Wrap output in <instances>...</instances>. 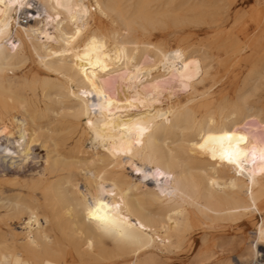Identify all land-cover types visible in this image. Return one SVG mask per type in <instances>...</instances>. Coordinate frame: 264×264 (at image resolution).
<instances>
[{"label":"bare ground","instance_id":"obj_1","mask_svg":"<svg viewBox=\"0 0 264 264\" xmlns=\"http://www.w3.org/2000/svg\"><path fill=\"white\" fill-rule=\"evenodd\" d=\"M5 160L0 264H254L264 0H0Z\"/></svg>","mask_w":264,"mask_h":264},{"label":"rangeland","instance_id":"obj_2","mask_svg":"<svg viewBox=\"0 0 264 264\" xmlns=\"http://www.w3.org/2000/svg\"><path fill=\"white\" fill-rule=\"evenodd\" d=\"M38 10L41 11V8L39 7ZM191 30H195V29L191 28ZM172 46H175L174 42L172 43ZM33 152H34V154L32 155V157H33L32 161H29L28 165L25 166V167H27V168H25L27 172L24 171L25 173L24 172L20 173L22 171V167L21 168H16L15 170L13 169L15 171V172H13L12 169H10L9 160H5L3 162V166L0 168V176H2L3 174H6V175H8L10 177L11 175H14V174L16 175V174H19V173H20V175H22V176H24L26 178H30L32 176H36L37 173L42 171V169L44 167V161L46 159V154H45V151L42 148H40V147L33 148ZM27 176H29V177H27ZM227 230L230 233L233 232L232 228H228ZM252 230L253 229L250 228V229L247 230V232H250ZM196 242H197V244H196V248L195 249H190L189 247H187L184 250H182L181 252H178V253H175V254H173V255H171L169 257L163 258V261L166 262V264H191L192 261L194 260V257H195V255H196V253L198 251L199 244H200V242L198 240ZM228 254H229L228 256H230V259L233 262V264H238L235 253H228ZM216 261H218V260L215 259V261L213 260L212 262L215 263ZM121 263H122V261H117L114 264H121ZM205 264H209V263H205Z\"/></svg>","mask_w":264,"mask_h":264},{"label":"built area","instance_id":"obj_3","mask_svg":"<svg viewBox=\"0 0 264 264\" xmlns=\"http://www.w3.org/2000/svg\"><path fill=\"white\" fill-rule=\"evenodd\" d=\"M254 264H264V251L254 260Z\"/></svg>","mask_w":264,"mask_h":264}]
</instances>
